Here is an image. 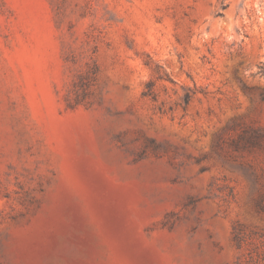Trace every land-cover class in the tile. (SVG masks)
<instances>
[{
  "label": "rangeland",
  "instance_id": "obj_1",
  "mask_svg": "<svg viewBox=\"0 0 264 264\" xmlns=\"http://www.w3.org/2000/svg\"><path fill=\"white\" fill-rule=\"evenodd\" d=\"M264 0H0V264H264Z\"/></svg>",
  "mask_w": 264,
  "mask_h": 264
},
{
  "label": "trees",
  "instance_id": "obj_2",
  "mask_svg": "<svg viewBox=\"0 0 264 264\" xmlns=\"http://www.w3.org/2000/svg\"><path fill=\"white\" fill-rule=\"evenodd\" d=\"M261 72H262V74H264V64L262 66Z\"/></svg>",
  "mask_w": 264,
  "mask_h": 264
}]
</instances>
